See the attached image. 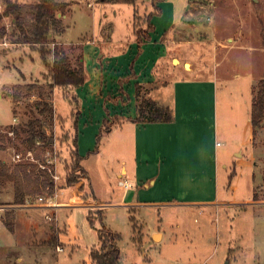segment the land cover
I'll use <instances>...</instances> for the list:
<instances>
[{"label":"rangeland","instance_id":"374dc122","mask_svg":"<svg viewBox=\"0 0 264 264\" xmlns=\"http://www.w3.org/2000/svg\"><path fill=\"white\" fill-rule=\"evenodd\" d=\"M17 1L31 3L36 0ZM56 1L69 4L65 14L58 15L66 31L64 35L53 36L45 46L44 57L39 45L16 42L17 34H13L10 17H0V25L8 31V35L0 39V158L11 168L21 161L40 163L39 168L45 169L52 178L54 193H59L61 202H69L78 186L68 185L67 176L72 174L75 181L84 178L83 189L90 201H100L104 205L93 207L92 211L77 205H62L56 211L45 212L13 209L10 207L12 182L6 180L0 184V264H93L90 250L99 247L97 230L102 226L118 236L116 243L121 264H264V125L257 129L248 148L242 145L248 132L247 111L253 89L264 76V0H194L192 3L163 0L160 3L162 15L155 18L161 30L156 42L163 46V51L169 52L156 67L157 82L153 87L140 85L138 96L132 83H124L128 92L126 103L124 99L119 103L110 97L112 104L105 106L109 115L106 110L103 113L102 109L95 108L87 118L90 121L79 123L87 124L84 139L88 138L90 143L80 161L85 177L70 145L71 127L80 118V113L75 111L76 96L59 88L52 89L48 95L47 64L54 58V49H62L74 65L81 54V44L77 41L87 37L84 32L90 18L86 16L91 9L96 16L108 14L118 34L124 25L130 26L133 7L112 2L108 8L100 5L90 8V0ZM136 4L140 15L151 10L150 0H136ZM2 10L0 0V14ZM106 26H102V30L108 32ZM176 68L183 71L201 68V76L213 77L217 83L214 144L218 151L220 191L223 195L225 191L226 197H222L227 202L214 209L155 204L165 198H154L144 191L145 186L135 179L131 170L133 134L128 123L110 131L101 129L95 147L98 124H104V128L112 124L103 118L129 113L130 100L132 104H139L151 88L154 90L165 77H172ZM124 73L113 70L111 77L103 75L106 80L101 87L106 81L125 82ZM28 83L44 89L54 108L52 118L44 119L39 115L35 106L40 101L37 94L16 87ZM14 91L20 95L15 103ZM103 93L106 91L102 88L100 95ZM34 117L40 118L46 132L52 135L53 149L47 152L36 148L31 154L33 159H27L25 133L21 129ZM10 126L18 131L17 135L9 131ZM92 148L96 150L88 153ZM16 153L21 155L20 161L14 160ZM227 153L233 155L232 162L227 161ZM222 163L228 164L226 171ZM125 169L127 173L122 174ZM254 193L257 200H252ZM123 200L152 201L154 204L152 207H122ZM250 200L254 202L243 203ZM7 210H13L12 231L2 221ZM46 213L52 216L51 220L45 217ZM53 237L57 245L54 242L44 244Z\"/></svg>","mask_w":264,"mask_h":264},{"label":"crops","instance_id":"0c3cea01","mask_svg":"<svg viewBox=\"0 0 264 264\" xmlns=\"http://www.w3.org/2000/svg\"><path fill=\"white\" fill-rule=\"evenodd\" d=\"M162 1L160 0L157 3L160 13L154 14L152 17L154 31L150 33V40L143 41L140 44L137 43L134 33V16L135 11L138 9L137 6L139 7L136 4V0L134 4H130L133 7L132 19L129 20L130 26L128 27L123 24L124 26L118 34H115L116 26L114 27V24L110 21L108 14L103 17L96 16V12H93L91 9L90 13L87 16L85 15L86 18H90L84 32L87 37L83 41H77L76 36L75 42L77 41L81 44V54L79 55H81L86 78L82 86L69 90L76 96L75 111L80 113V118L76 119L69 133L70 143L75 145L76 151L80 156V161L85 150L87 152L90 143L88 138L84 139V131L88 129L87 124L79 123L81 121L85 123L90 113L95 111V108L102 109L103 113L105 110L107 111L105 106L112 104L110 97H113V100L119 103L120 99H124L123 103H126L128 98V92L125 90L126 82L128 84L132 83L131 87L134 90L136 89L135 83L138 86H152L157 82L156 67L169 52L163 51V46L156 42L159 39L158 33L161 30L157 28L155 18L162 15V8L160 7ZM111 4L112 2L101 0H90L88 2L90 8L95 5L108 8ZM151 4L150 12L153 11L152 1ZM142 14H147V12H143ZM102 26L108 27L109 31H103ZM197 29L199 30V28H195V30ZM161 38L163 39V35H161ZM68 41L65 42L69 43ZM172 42L174 43V41ZM113 70L118 73L126 72L124 74H126L128 81L126 80L120 84L112 80V84H110L111 81H106L104 84L107 86L105 87L104 85L105 88L101 87L103 86V80H106V78L103 79V75L109 78ZM173 70L174 74L172 77H165L160 85H155L154 90L151 88L147 94V97L171 109V121L136 122L134 120L136 104H132V100H130L128 102L130 106L129 113H126L124 116L110 114L107 117L109 119L103 118L105 121H112V124H109L106 128H104V124H98V132L95 135L97 139L95 147L101 129L110 131L114 127L121 128L124 125L123 123H128V125H131L133 134L134 164L131 170L135 179L139 183L142 182L145 186V188H142L145 189L144 191L153 195L154 198H165L161 201H156L157 203L155 204H180L202 210L214 209L227 202L222 197L225 196V191L224 195L220 191L218 182V173L220 172L217 161L218 151L214 144L217 83L213 77L201 76V68L187 71L180 70L179 68ZM102 88L105 89L106 94L100 95ZM158 91L160 93L157 94ZM247 117L248 132L242 142L245 149L249 147V143L253 139L249 123V109ZM93 150L96 149L92 148L88 153ZM226 158L228 162H232L233 155L227 153ZM222 164H224L221 165L222 169L226 171L228 164ZM252 165L256 167L254 161H252ZM82 169L84 170L83 167ZM125 173H127V169L122 172V174ZM119 176L121 177L122 175ZM64 192L65 188L62 189L61 193L64 194ZM84 194L87 195V199H83ZM122 196H125V192L122 193ZM70 197L69 202H62L63 205L86 206L89 208V211H92L93 207L104 205L100 201H90V196L84 189L81 195H78L75 189ZM253 202L250 200L243 203ZM120 203L122 207H152L154 204H152V201L141 200H123ZM33 210L46 211L40 208H33ZM54 210L56 211L57 209ZM159 234L162 235L161 233Z\"/></svg>","mask_w":264,"mask_h":264},{"label":"trees","instance_id":"16d2710c","mask_svg":"<svg viewBox=\"0 0 264 264\" xmlns=\"http://www.w3.org/2000/svg\"><path fill=\"white\" fill-rule=\"evenodd\" d=\"M108 2H119L126 4H134L135 0H101ZM153 3V11L139 15L135 11L134 18V33L137 43L150 40V33L154 31L152 17L154 14L160 13L158 2L160 0H151ZM156 2V3H155ZM189 3L194 0H188ZM3 10L0 17H10L13 24V34H17L18 43H25L40 46V54L42 57L47 53L45 46L51 41L53 36H61L66 27L62 24L61 18L58 15L65 14V10L69 6L66 2H58L56 0H36L31 3H20L17 0H1ZM8 31L5 26L0 25V39L5 38ZM138 44V47H139ZM54 58L50 64H47L50 82L48 83L50 95L52 89L59 88L67 92L72 88L82 86L85 81V70L81 55L75 59L74 65L71 63L69 57L62 49H54ZM135 93L138 96V84L135 83ZM20 90L26 91L29 94H37L39 97L35 106L38 108V113L44 119L52 118L54 115V108L48 98L44 89L34 83L17 84ZM13 101L18 102L20 95L13 92ZM136 122H167L172 120L171 109L168 106L159 104L156 100L150 97L141 98L139 104L136 105L135 117ZM249 123L252 129V134L255 136L256 131L264 123V76L259 78L253 89V97L249 108ZM40 118L34 117L27 121L21 129L25 133L23 142L26 151H34L36 148H41L42 151L50 152L53 149L52 135L48 134L43 126ZM9 131L17 135V130L9 127ZM72 155L79 161L75 145L70 143ZM18 154V153H16ZM38 164V165H37ZM33 162H16L11 168L6 162L0 158V184L6 180L12 182L13 197L11 205L22 204L27 198H36L44 193L52 194L54 191V183L50 175L45 169L39 168L40 163ZM80 169L86 176L85 171L80 165ZM68 185H76V192L78 195L83 190V179L75 181L72 174L67 176ZM252 200H257V195L254 193ZM83 199H87V195H83ZM88 221L92 224L90 215L87 216ZM3 223L9 231L13 230V210H7L2 219ZM117 235L107 230L104 226L97 230L99 247L90 250V259L93 264H121L120 252L117 247ZM57 245V241H45ZM53 244V243H52ZM86 264V263H82Z\"/></svg>","mask_w":264,"mask_h":264},{"label":"built area","instance_id":"2783aa9c","mask_svg":"<svg viewBox=\"0 0 264 264\" xmlns=\"http://www.w3.org/2000/svg\"><path fill=\"white\" fill-rule=\"evenodd\" d=\"M26 154H27L26 155V158L27 159H33L31 157L32 151H27ZM21 158L22 157H21L20 154H16L14 156V160H16V161H20ZM55 178H58V176H55ZM125 186H126V184H125ZM54 191H53L52 194L41 195V196H38L36 198H27L22 204H19V205H10V206L11 207H14V208H22V209H33V208H40V209H44V210H54V209H57L60 206H62L63 203L59 199V197H60L59 193H54ZM45 217L48 220H51L52 219V216L49 215V214H47V213L45 214Z\"/></svg>","mask_w":264,"mask_h":264},{"label":"water","instance_id":"95a60500","mask_svg":"<svg viewBox=\"0 0 264 264\" xmlns=\"http://www.w3.org/2000/svg\"><path fill=\"white\" fill-rule=\"evenodd\" d=\"M157 236H158V233L157 234H154L153 238H155ZM224 264H228V262H225Z\"/></svg>","mask_w":264,"mask_h":264},{"label":"bare ground","instance_id":"6f19581e","mask_svg":"<svg viewBox=\"0 0 264 264\" xmlns=\"http://www.w3.org/2000/svg\"><path fill=\"white\" fill-rule=\"evenodd\" d=\"M188 66H189V64H188Z\"/></svg>","mask_w":264,"mask_h":264}]
</instances>
